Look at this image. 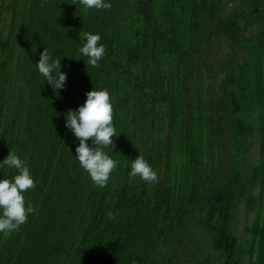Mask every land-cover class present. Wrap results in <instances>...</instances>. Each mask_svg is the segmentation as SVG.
<instances>
[{"label":"trees","instance_id":"1","mask_svg":"<svg viewBox=\"0 0 264 264\" xmlns=\"http://www.w3.org/2000/svg\"><path fill=\"white\" fill-rule=\"evenodd\" d=\"M111 3L0 0V161L16 153L36 185L35 213L0 234V264H211L201 241L218 264H264V0ZM85 32L105 46L98 68L78 52ZM44 48L67 72L58 93L36 69ZM93 88L110 93L117 135L104 188L65 127ZM138 155L158 182L129 176ZM244 202L256 215L240 244Z\"/></svg>","mask_w":264,"mask_h":264},{"label":"clouds","instance_id":"2","mask_svg":"<svg viewBox=\"0 0 264 264\" xmlns=\"http://www.w3.org/2000/svg\"><path fill=\"white\" fill-rule=\"evenodd\" d=\"M85 11L92 9L110 10L111 0H78ZM229 7L232 4L229 3ZM99 33L85 32L84 43L78 48L81 56L87 58L86 68H98L105 56V46L100 43ZM84 61V60H83ZM61 58L54 59L44 48L36 62V69L54 90L59 92L66 87L67 72L61 71ZM86 99L78 108L67 112L65 127L78 139L75 148V159L79 166L89 175L95 186H107L111 174L117 167V161L105 148L114 145L116 130L113 124V104L107 89H95L85 93ZM91 139L92 146L88 141ZM15 169L16 174L8 178H0V234L19 231L36 208L26 203L25 195L29 189L35 188L34 178L27 163L16 153L9 152L0 161V169ZM129 176L147 184L158 182V174L142 155L130 161Z\"/></svg>","mask_w":264,"mask_h":264},{"label":"rangeland","instance_id":"3","mask_svg":"<svg viewBox=\"0 0 264 264\" xmlns=\"http://www.w3.org/2000/svg\"><path fill=\"white\" fill-rule=\"evenodd\" d=\"M215 54V53H214ZM211 54V58H213L215 55ZM256 213L255 212H249L248 207L246 202H244L243 204H241L239 207L236 208L235 210V218H234V229L237 231V234L239 235V243L241 244L245 238L246 232H247V227L250 226L254 220ZM191 217V215L187 214L186 215V219L185 222ZM193 228L192 230H195V225L196 222L192 224ZM200 254H198L197 257L200 258H205L207 257L209 254L211 256L212 262L211 264H218L217 262V257L215 256L214 252L209 250L206 241H201L200 242ZM177 249H182L183 248H176V249H171L169 253H173V252H177ZM178 252H180L181 254L183 253L181 250H178ZM190 254V253H189ZM202 254V256H201ZM180 258H182V256L178 257L176 259V263L179 264H191V262L189 261H185V263H183L182 260H180ZM206 259V258H205ZM180 260V261H179ZM189 260V259H186ZM206 264V263H203Z\"/></svg>","mask_w":264,"mask_h":264},{"label":"flooded vegetation","instance_id":"4","mask_svg":"<svg viewBox=\"0 0 264 264\" xmlns=\"http://www.w3.org/2000/svg\"><path fill=\"white\" fill-rule=\"evenodd\" d=\"M221 49H222V48L220 47V50H219V52H218L219 55H221Z\"/></svg>","mask_w":264,"mask_h":264}]
</instances>
